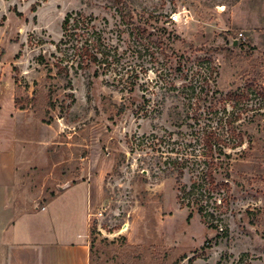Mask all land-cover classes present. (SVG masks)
I'll return each mask as SVG.
<instances>
[{
  "label": "rangeland",
  "instance_id": "rangeland-1",
  "mask_svg": "<svg viewBox=\"0 0 264 264\" xmlns=\"http://www.w3.org/2000/svg\"><path fill=\"white\" fill-rule=\"evenodd\" d=\"M2 92L42 144L32 191L92 185L91 264H264V0H0Z\"/></svg>",
  "mask_w": 264,
  "mask_h": 264
},
{
  "label": "crops",
  "instance_id": "crops-1",
  "mask_svg": "<svg viewBox=\"0 0 264 264\" xmlns=\"http://www.w3.org/2000/svg\"><path fill=\"white\" fill-rule=\"evenodd\" d=\"M30 128L15 93L2 92L0 264H91L92 185L73 183L50 199L44 187L32 191L33 152L42 144L31 139Z\"/></svg>",
  "mask_w": 264,
  "mask_h": 264
},
{
  "label": "trees",
  "instance_id": "trees-1",
  "mask_svg": "<svg viewBox=\"0 0 264 264\" xmlns=\"http://www.w3.org/2000/svg\"><path fill=\"white\" fill-rule=\"evenodd\" d=\"M92 19H93L92 17L89 18L85 17L81 13H70L66 16L62 25L64 38L69 36L68 34L70 33L71 30L81 31L82 29H84L83 34L86 33L89 36V40H86L84 43H82L81 46H77V55L81 69H90L94 66L101 65L99 58L101 52H99L100 51L99 48L102 41V36L99 31L95 30V25L91 26V24L93 23L92 21L96 20V19L93 20ZM90 30L92 31L91 34L89 32ZM79 36L81 37V35ZM49 71H51V69ZM64 72L65 71L63 68H58V74L61 75ZM97 75L98 72L95 71V76ZM216 95L217 92H214L211 97V100L214 99ZM16 106L18 109L21 110L24 109V108H19L17 102H16ZM221 145H222L221 139L216 136H209L206 142L207 152L213 160L211 162L212 164L210 165L207 171L209 179L210 181H212V183H214L213 172L215 168V163H214L215 155L216 154H219V156L225 155L223 152L224 148ZM191 218L192 216L190 215L188 219L190 220Z\"/></svg>",
  "mask_w": 264,
  "mask_h": 264
},
{
  "label": "built area",
  "instance_id": "built-area-1",
  "mask_svg": "<svg viewBox=\"0 0 264 264\" xmlns=\"http://www.w3.org/2000/svg\"><path fill=\"white\" fill-rule=\"evenodd\" d=\"M239 39L243 43L246 41V37L242 33L239 35ZM42 210H45V208H42Z\"/></svg>",
  "mask_w": 264,
  "mask_h": 264
},
{
  "label": "water",
  "instance_id": "water-1",
  "mask_svg": "<svg viewBox=\"0 0 264 264\" xmlns=\"http://www.w3.org/2000/svg\"><path fill=\"white\" fill-rule=\"evenodd\" d=\"M237 45H238V42L235 41V42H234V47H237Z\"/></svg>",
  "mask_w": 264,
  "mask_h": 264
}]
</instances>
